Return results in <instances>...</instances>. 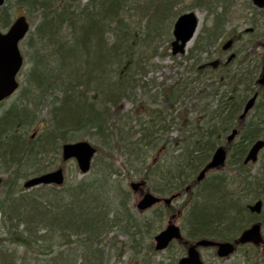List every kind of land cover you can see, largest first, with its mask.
Wrapping results in <instances>:
<instances>
[{"label": "trees", "instance_id": "obj_1", "mask_svg": "<svg viewBox=\"0 0 264 264\" xmlns=\"http://www.w3.org/2000/svg\"><path fill=\"white\" fill-rule=\"evenodd\" d=\"M230 1L88 0L81 8L78 3L65 0L5 1L0 8V28H7L11 22V4L25 8L29 17L37 14L38 23L27 40L32 64L22 91L26 105L12 107L0 118V171L8 173L2 181L5 193L0 199V217L5 237L0 245L17 244L24 248L25 254L51 255L55 246L77 243L84 247L82 264H103L101 250L92 248V244L99 245L112 227L104 175L67 183L58 190L42 187L43 195L39 196L17 191L20 180L50 169V162H41L47 153L45 148L59 153L62 144L86 135L97 139L103 147L122 152L130 160L149 152L150 162L140 180L151 185L152 192L170 196L185 185L192 186L193 176L184 170L190 169L194 174L202 168L215 146L220 145L219 139L230 129L238 128L241 135L237 146L228 149L233 159L241 158L247 144L264 139V103L259 106L257 117L251 116L245 124L231 123L254 77H240L228 71L215 74L196 68L201 65L196 56L221 35ZM187 2L188 7H201L212 15L210 27L199 37L196 53L191 56L195 65L174 74L171 83H162L156 95L144 97L142 72L147 61L144 56L153 53L155 40L164 35V29L170 28L174 17L183 12L180 7ZM220 3L224 11L216 15ZM138 44L140 48L136 50ZM190 73L194 76L186 78ZM135 90H141L148 102L147 122L138 123L135 129L119 127L117 122L123 117L115 107L121 100L136 104ZM44 103L50 106L44 132L37 144H25L26 133L38 120L29 107L37 109ZM174 112L176 116L171 119ZM228 113L233 114L229 120ZM171 130L177 131L176 138L158 142L156 135L169 136ZM101 146L97 147V153L108 156ZM159 150L170 155H161L166 160L154 162ZM258 171L245 172L236 179L238 189L246 194L243 196L246 203L211 183L204 207L195 209L193 204H186L184 230L189 240L230 242L249 220L256 218L264 228V213L251 215L246 206L254 200L264 201V162ZM117 193L118 204L125 209L130 194L121 188ZM157 210L160 220L174 211L164 207ZM40 231L44 235H37ZM5 250L0 249V264L27 262L25 256L22 263ZM247 251L245 261L252 264L249 255L257 251L248 248ZM62 253L50 257L49 264H69ZM259 261L264 264V257Z\"/></svg>", "mask_w": 264, "mask_h": 264}, {"label": "rangeland", "instance_id": "obj_2", "mask_svg": "<svg viewBox=\"0 0 264 264\" xmlns=\"http://www.w3.org/2000/svg\"><path fill=\"white\" fill-rule=\"evenodd\" d=\"M86 2L87 1L81 2L80 6H83ZM188 4L189 3L187 2L186 4L182 5L180 9L183 12H187L189 10L194 11L200 20L197 34L195 35L193 40H191L186 49V52H188L189 55L190 50L193 49V47L197 44L199 37L203 34V31L210 27L211 16L205 9H202L201 7H188ZM222 10L223 6L221 5L220 7L215 9V14H221ZM9 13L12 14L13 17L21 14L26 15L27 21L30 24V33L35 29L38 23L37 14L29 17L26 14V9L23 7L11 4ZM227 17L229 19H226L224 21L222 25L223 29L221 35L211 45L206 46L205 50L201 51L200 54L196 56V58L202 60L204 58H208L211 55L218 56V49L220 45L229 39H234L236 43L234 44L232 50L233 52H240V56L234 63V67L232 68L234 70L232 71L234 72L236 70L238 73L246 74L248 72H243V69L247 71H250L255 67L256 69L257 67L259 69L261 67V64L264 62V49L257 45V41L264 39V10L260 11L254 8L248 0H233L231 1L230 7L228 8ZM131 21L135 20L131 18ZM170 29L171 26L169 29H164V35L155 40V43L152 45V47H155L156 49L153 51V53H146V55L144 56V60L147 59L145 63V69L142 72L143 82L146 85V89H144V97H146L147 94H155L160 89V85L162 83H169L171 77H173L174 74L181 71H186L191 65L194 64V59H186L187 56H184L182 58H179V56H171ZM246 30L249 31L246 32ZM251 30L253 31L251 32ZM155 32L159 34V31L156 30ZM28 35L20 43L19 46L20 51L24 57V65L17 77V80L20 84V89L24 85L25 76L29 72L32 64V51L28 48L27 45ZM138 46L139 47L136 50L140 48V44H138ZM224 58L225 57H223L221 60H223ZM244 61L245 63L244 65H242ZM20 89L12 97H10L0 105V116L7 109H9L11 105H20V101H22V99L19 98ZM133 96L135 101H138L136 102V104H133L132 102L127 100H121L120 105L115 107V109H117L119 111V114L123 117L120 118L117 122V125L119 127L126 125V127H132L133 129H135L138 127V123L141 124L147 122L145 110V105L147 106L148 103L147 100L142 97L141 90L133 91ZM24 105H26L25 99ZM38 105H36V107ZM49 107L50 106L48 105V103L39 105L37 109H35L34 107H30L35 110V116L39 120V123L34 124V126L26 133V140L31 141L33 145L37 144L38 140H40L39 135L42 133L43 126L45 125V120H47L48 117V113L50 114ZM171 131L172 132L169 136L163 135L161 133L156 135L158 142H163V140H168L170 142V140L178 136L177 131ZM33 133H35L34 137L29 140ZM137 137L133 138L132 140L134 141L135 139H137ZM76 141H86L96 149H98L97 147L101 146L100 142L97 139L86 135H82V138L79 137L76 139ZM142 142L145 143L147 142V140H142ZM172 145L175 146L174 143H172ZM102 151L106 152L108 156L97 153L93 160L91 170L86 175L79 174L76 168V164L73 160L63 162L61 160L60 152L55 153V151H52L45 154V160H47L46 162L49 161L51 164L49 170H54L59 167L62 168L66 183H73L82 179L90 178L94 175H98V178L99 176H105L104 182L106 186L104 190L106 192V198L109 204L108 220H110L112 227L108 230V234L105 235V239L99 245H96L95 243L92 244V248L101 250L103 264H175V261L180 258L182 254L180 245L175 244L173 245V247L164 250V252H156L152 248L154 245L153 237L166 225L168 216L165 215L161 222L158 218L155 217V210H149L143 213L138 212L135 208V204L139 199V195L138 193L133 194L129 190V182L138 181L140 176L142 175V172L145 171L146 166L149 165V152L146 156L140 154L137 158L130 160L127 155H122V152H118L114 148L108 149L107 147H103ZM162 155L170 154L166 153ZM263 156L262 158L260 156L261 159L258 160L260 161V163L258 162L251 167V174H256L259 172L258 170H260V164L261 162H264ZM164 160L166 159H163L162 157L160 162ZM110 166H112V169H110ZM115 171L117 172V174H111ZM2 172L3 171H0V175L5 179L8 174L4 175L2 174ZM225 173L227 174V185L229 184L227 188L233 190L235 195L241 198L242 202L244 201L246 203L247 200L245 197H243L246 195H244V193L242 194V192L239 195L238 189L236 188L237 184H235L234 179H232L235 173L230 172L228 169L225 171ZM216 181L217 180L215 179H210L208 182H206L208 184H211L215 183ZM217 185L220 189H223V186H220L219 183H217ZM146 186L147 187L145 188L148 191L152 192L151 185L147 184ZM118 188L125 189L130 194L125 209L121 208L118 204L120 199L119 193H117ZM195 189L193 190V195L196 193ZM2 196L3 192L2 188H0V198ZM184 200H186V197H181V199L174 200L172 203V207H174L175 210H179V207L183 205ZM263 213L264 207L262 214ZM183 223L184 221L181 218L176 222V224L180 226H182ZM42 233H44V231L38 232V234L40 235H42ZM184 233L186 234V232ZM262 234L264 239V230L262 231ZM3 238L4 236L0 234V240H2ZM1 246H3L1 248L3 250L6 248H8L11 252L15 250V257H19L20 261L24 257V255L28 259H37V261L32 260L30 263L29 260H27L25 264H49L50 257L54 256L57 252H63L65 257L67 254L66 260L68 261L66 262H69V264H82L81 256L84 251V247H82L83 245L81 246L77 243H71L70 245L61 244V247L55 246L53 254L51 255H35L30 253L25 254L24 249L21 247H17L14 245H0V247ZM238 251L239 252L231 256L230 259L223 262H218L214 258V252H212L210 249L200 250L199 253L201 254V258L204 264H248V262L245 261V258L248 257L247 252H249L247 251V248H240V250ZM256 251V254L249 255V257H251L252 259V264H259V259L261 257H264V246L256 248Z\"/></svg>", "mask_w": 264, "mask_h": 264}, {"label": "water", "instance_id": "obj_3", "mask_svg": "<svg viewBox=\"0 0 264 264\" xmlns=\"http://www.w3.org/2000/svg\"><path fill=\"white\" fill-rule=\"evenodd\" d=\"M75 1V0H69ZM253 5L258 6L259 8H264V0H251ZM4 3V0H0V6ZM198 25V20L195 17V14L188 12L187 14L180 15L176 23L173 26V37L174 41L171 44L172 53L176 55L183 52V49L192 36L195 33V29ZM28 31V24L24 16L18 17L13 24L10 26L8 31L5 34L0 33V101L4 98L10 96L14 90L17 88V82L15 80L16 74L19 71L22 65V57L18 50V42L23 39L26 32ZM264 47V45H263ZM263 74L258 80V83L264 85V67L262 69ZM256 96L248 100L243 113L240 115L241 119H244L247 111L253 106V102ZM237 134L236 130H233L231 134L226 138L228 142H231L232 139ZM264 146V141L260 140L255 142L249 149V153L245 158V164L249 161L256 162L257 155L260 149ZM95 154V149L91 147L87 142H77L72 144H65L62 146V159L67 161L69 159H75L77 167L82 174L88 172L90 168V163L93 155ZM225 151L219 147L215 150V154L211 158L209 164L205 166V169L201 171L196 181H200L205 176V171L209 169H216L217 167L224 165ZM63 182V174L61 169H57L53 172L46 173L44 175L31 178L24 182L23 188L28 189L31 187H36L39 185H61ZM141 186V183H132L130 187L136 191L138 187ZM174 197V196H173ZM163 199L165 204H169L173 199ZM160 199L152 196L149 193L143 195L142 199L137 204V209L142 211L153 204L158 203ZM262 205L260 202H256L250 208L251 213L254 212L259 214L261 211ZM181 240L180 231L176 226L168 225L162 233L154 237L155 241V250H164L169 245V242L172 240ZM246 243L254 244L258 246L263 244V239L260 235L259 224L255 223L249 229L244 230L235 245H242ZM197 247H215L217 256L228 257L231 255L234 249L233 244L229 243H215L212 241L198 240L197 243L187 250V256L182 258L178 264H202L200 261L199 253L196 251Z\"/></svg>", "mask_w": 264, "mask_h": 264}, {"label": "flooded vegetation", "instance_id": "obj_4", "mask_svg": "<svg viewBox=\"0 0 264 264\" xmlns=\"http://www.w3.org/2000/svg\"><path fill=\"white\" fill-rule=\"evenodd\" d=\"M227 54V52L226 51H224V50H221V48H220V50H219V56H221L222 58H223V56L224 55H226ZM236 55L238 56L237 58H236ZM239 56H240V54L239 53H234V59L231 61V63H229V64H225V63H221V60H219L218 59V61L220 62V64L217 66V68H222V66H223V68H224V70L226 69V70H228L229 68H233L234 67V63L236 62V60L239 58ZM245 63V61L242 63V64H244ZM222 68V69H223ZM252 69H254V68H252ZM255 89V86H252V87H250V89H247V91H246V96H244L243 97V103L241 104V106H240V108L236 111V113H234L235 115H236V117H238V115L240 114V112H241V110H242V108H243V105L245 104V101L249 98V97H251V96H253V93H254V90ZM259 92H260V90H258V94H259ZM258 98H260V94H259V96H258ZM258 100V99H257ZM258 102V101H257ZM259 106H261V104H258V106L256 105L249 113H248V116H250V114L251 115H253V116H256L257 117V114H258V108H259ZM247 116V117H248ZM234 123H235V120H234ZM245 139H246V137H245ZM232 147H235V146H231V148ZM238 161H239V159H236V160H234L233 162H236V163H238Z\"/></svg>", "mask_w": 264, "mask_h": 264}, {"label": "bare ground", "instance_id": "obj_5", "mask_svg": "<svg viewBox=\"0 0 264 264\" xmlns=\"http://www.w3.org/2000/svg\"><path fill=\"white\" fill-rule=\"evenodd\" d=\"M47 1V0H46ZM91 5H94V4H91ZM83 7V6H82ZM70 8H73L72 6L70 7ZM81 8V7H80ZM76 10V9H75ZM215 77V76H214ZM207 82H209V78L207 79ZM264 103V102H263ZM24 104V102L22 103V104H20L19 106L20 107H22V105ZM263 107H264V104H263ZM234 114V113H233ZM233 114H230V113H228L227 114V118H228V120L231 118V116L233 115ZM176 116V112H174L173 114H172V116H171V119H174V117ZM221 139V138H220ZM219 139V140H220ZM45 152H47V153H50L52 150L50 149V150H48V149H46L45 148ZM50 151V152H49ZM44 158H46V157H44ZM204 169H203V167L202 168H200L196 173H194V174H192V171L190 170V169H185L184 171H185V173L186 174H188V175H192L193 176V179H194V177H196L201 171H203ZM205 187H204V189L202 190V193L200 194V195H198L197 196V198L195 199V202L193 203V208H195L196 209V207H199V208H201V207H204L205 205H206V200L208 199V195H209V188L210 189H212L211 188V185L210 184H208V183H206V185H204ZM221 191H222V189H221ZM223 192V191H222Z\"/></svg>", "mask_w": 264, "mask_h": 264}]
</instances>
